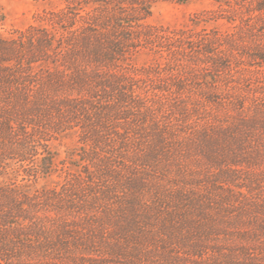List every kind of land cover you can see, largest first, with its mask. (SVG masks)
I'll use <instances>...</instances> for the list:
<instances>
[{
    "label": "trees",
    "instance_id": "obj_1",
    "mask_svg": "<svg viewBox=\"0 0 264 264\" xmlns=\"http://www.w3.org/2000/svg\"><path fill=\"white\" fill-rule=\"evenodd\" d=\"M152 2L63 0L57 10L41 14L38 22L15 35H0V169L7 157L32 167L36 139L47 141L50 134L68 128H77L80 140L93 147L116 143L113 155L91 157L85 152L83 157V172L92 185L90 203L102 208L99 219L104 228L109 224V235L98 241L94 235L72 239L66 226L52 231L38 212L43 205L58 203L59 191L20 195L0 185V264H122L114 258L126 260L125 264H147L145 259L155 253L151 247L158 244L164 264H183L166 254L173 238L190 244L188 254H197L202 249L200 236L223 232L251 242L264 234V194L252 199L246 192L248 183L236 193L221 187L234 176L230 165L264 161V145L251 143L255 138L257 143L263 141L256 130L264 129V107L250 103L252 113L246 115L248 106L236 90L239 95L226 97L231 103L227 108L236 114L233 121L209 126L213 119L209 104L216 102L214 77L184 98L180 83L156 85L147 94L135 78L137 72L120 67L156 34L145 24ZM222 4V12L237 14V19L221 16L235 31L214 32L196 47L189 45L194 39L185 41L190 37L173 33L168 37L171 50L191 49L194 56L203 57L204 67H225V51L264 62V0ZM165 91L176 94L172 101ZM255 94L264 95V90ZM191 149L209 164L228 166L214 175L190 173L175 156ZM222 156L227 158L223 162ZM52 165L53 157L44 156L32 172L25 171L32 176L47 174ZM94 172L104 183L94 178ZM225 173H230L227 182L221 179ZM203 183L205 189L195 192ZM153 228L163 232V240L157 239ZM232 228L240 229L229 231ZM148 243L149 249L142 251ZM76 247L80 255L68 251ZM229 251L233 254L229 264H246L253 253L242 243Z\"/></svg>",
    "mask_w": 264,
    "mask_h": 264
},
{
    "label": "rangeland",
    "instance_id": "obj_2",
    "mask_svg": "<svg viewBox=\"0 0 264 264\" xmlns=\"http://www.w3.org/2000/svg\"><path fill=\"white\" fill-rule=\"evenodd\" d=\"M218 1L189 0L181 2V0H153L151 3V14L146 19L145 24L153 26V32L156 34L147 40L146 45L143 44L147 47H140L120 65L121 69L137 72L135 78L139 80L138 83L145 87L147 94H151L153 86L165 83H180L185 88L183 97L186 98L187 94L192 91L198 92L197 89L208 84L206 80L209 82L214 77V80L217 81L216 102L213 104L208 103L213 108V111H209L213 118L212 122L208 123L209 126L233 121L236 114L233 112L234 110L230 112V108H227L231 103L226 100V97L239 95L235 92L236 90L241 92L244 103L248 106L244 110L246 115L252 113L253 107L250 103L264 107V95L255 94L256 90H264V62L249 60L242 54L239 57L237 51L234 54L231 51H225L224 53L227 56L222 60L226 61L227 65L225 67L210 65L204 67V64L200 61L203 57L194 56V52L191 49H179L178 52L171 50L170 43H172V40L168 37L173 33H184L187 37H190L185 39V41H190L191 38L194 39L189 42V45L196 47L203 42V39L210 38L214 32L225 34L236 30V28L231 27L233 25H230L225 20L226 18H221V16H230L237 19V14L232 16L220 10L221 7H225L222 4L224 1L233 2V0ZM62 5L63 0H0V35L11 37L18 30H23L29 24L38 22L37 18L41 14L55 11ZM249 63H256L259 66H249ZM162 93L171 95L168 100H171V97L173 98L176 95L170 94L168 91ZM155 97L157 98V96ZM157 115L162 117L161 113ZM163 115H166V113ZM120 125L123 126V122ZM256 132L261 134L263 141L257 143L258 139L255 138L251 142L254 143L253 147H257L259 144L264 145V129H258ZM78 133L77 128H68L67 130H61V132L58 131L57 134H50L47 141L36 139L38 142H35V144L38 149L37 147L35 149L38 152L36 157H33L35 164H39L44 156L53 157L52 170L47 174L27 175L25 170L32 172L31 168L35 164L31 167L27 162L23 165L17 158L7 157L4 167L0 169V185L10 187L20 195H32L39 191L50 189L59 191L58 203H53L52 206L51 204L43 205L42 208L44 210L38 212V215L45 219L46 226L52 231H57L58 228L66 226L72 239L74 237L78 239L89 238L94 235L99 241L102 237L109 235V224L104 228L106 224L99 219L102 208L96 205L93 206L92 202L90 203L93 198L89 191L92 185L89 184L83 172L86 170L83 157L86 156L85 152L88 155L91 154V157L103 156L105 158L109 154L113 155L110 151L112 148L116 149V143H109L112 147L103 145L98 148L96 146L93 147L90 141L82 142ZM41 146L45 147L44 151ZM93 150L94 152H92ZM107 152L109 154H106ZM180 154L178 157L175 156V159L178 158V161H183V164L186 163L188 172L193 174L205 175L210 173L214 175L217 172L221 173L223 168L228 166L209 164L199 152H195L192 149L184 152L182 157ZM225 159L227 158L222 156L220 160L223 162ZM197 161L203 162L198 163ZM170 169V173L173 174V168ZM228 169L231 170V175L233 171L234 176L227 182L229 178L226 175L230 173L224 174V178L221 179L225 180L227 184H222L223 190L236 193L242 191V185L248 183L250 184L249 191L246 192L250 194L251 198H262L264 194V161L259 159L257 164H249V162L236 163L235 165H230ZM93 175L101 184L104 183L103 179L95 172ZM188 178L191 180L190 177ZM195 180L202 181L201 178H195ZM207 188L208 185L206 186ZM202 189H205L204 183L195 192ZM71 200L72 204L70 203ZM164 211L167 212V208ZM153 229L157 239L163 240V236H165L163 232L157 228ZM239 229L232 228L229 231L237 232ZM222 233L198 237L197 242L202 246V249L197 254H188L187 251L189 252L190 249L187 248L190 247L187 245L190 244H179L177 243L178 240L173 238L170 240L173 244L169 243L166 254L177 260L178 263L183 264H229L228 261L233 256L229 249L242 243L252 248L253 251L250 257L245 260L246 264H264V250H261L264 247V234H259L258 238H254L249 242L239 238H231ZM99 245L97 243L96 247L99 248ZM149 245L150 243L148 245L143 244L141 250L147 251ZM68 251H73V255H80L77 253L81 250L76 247ZM151 251L152 254L153 251L155 253L154 256L145 259L148 262L147 264L165 263V258L161 257L163 249L160 248V244L152 246ZM85 253L88 255L87 252ZM114 259L121 261L122 264L127 262L121 258Z\"/></svg>",
    "mask_w": 264,
    "mask_h": 264
}]
</instances>
